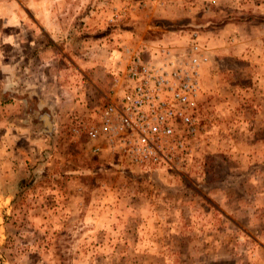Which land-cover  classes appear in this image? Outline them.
<instances>
[{
	"label": "rangeland",
	"instance_id": "rangeland-1",
	"mask_svg": "<svg viewBox=\"0 0 264 264\" xmlns=\"http://www.w3.org/2000/svg\"><path fill=\"white\" fill-rule=\"evenodd\" d=\"M153 46L206 58L183 158L134 166L69 135L123 49ZM8 89L56 132L7 143ZM0 107V264H264V0H0Z\"/></svg>",
	"mask_w": 264,
	"mask_h": 264
},
{
	"label": "built area",
	"instance_id": "built-area-1",
	"mask_svg": "<svg viewBox=\"0 0 264 264\" xmlns=\"http://www.w3.org/2000/svg\"><path fill=\"white\" fill-rule=\"evenodd\" d=\"M198 51L192 46L184 59L164 46L124 48L108 95L72 118L67 132L119 152L134 166L176 163L199 130V67L206 58Z\"/></svg>",
	"mask_w": 264,
	"mask_h": 264
},
{
	"label": "crops",
	"instance_id": "crops-1",
	"mask_svg": "<svg viewBox=\"0 0 264 264\" xmlns=\"http://www.w3.org/2000/svg\"><path fill=\"white\" fill-rule=\"evenodd\" d=\"M42 11V10H41ZM46 11V9H45ZM40 13V11H39ZM44 13V12H43ZM111 79L108 80V82H110ZM9 92L6 94H3V101L1 102V106H2V110H3V121H2V126L3 128L6 129V133L4 134V137L6 139L7 143H11L10 137H14L15 138H22V137H26L23 134L26 135V129L28 127V124H35L37 125V128L39 129V131L41 133H44L42 131L43 128V123H42V119L43 117H41L42 121L40 122L39 119V115H43L40 114L39 111H42L44 109V105L41 103V99L37 96H33L32 94L30 95H23L22 94L18 97L14 96L12 94V91H10V89H8ZM33 98V99H32ZM1 108V107H0ZM46 114V117L48 118V120L50 121V130H49V135L55 131V126L57 125L56 123V119L57 118L55 116V114L53 113V111L50 108V111L44 112ZM56 132V131H55ZM46 134V133H44ZM23 135V136H22ZM48 135V134H46ZM10 136V137H9ZM19 139V140H20ZM5 142V141H4ZM12 148H14L12 146ZM10 146H8V150L10 151V149L13 152ZM7 148L4 147V153ZM10 156V152H7V158H9ZM259 248V247H258ZM261 249V248H260Z\"/></svg>",
	"mask_w": 264,
	"mask_h": 264
},
{
	"label": "trees",
	"instance_id": "trees-1",
	"mask_svg": "<svg viewBox=\"0 0 264 264\" xmlns=\"http://www.w3.org/2000/svg\"><path fill=\"white\" fill-rule=\"evenodd\" d=\"M39 112H40V114H43V115H39V119H38L40 122L43 120L42 121V123H43L42 131L44 133H46V134H49L50 133L49 132V130H50V121L48 120L46 115H44V114H46V113H44V112H46V110H42V111H39ZM40 116L43 117V119Z\"/></svg>",
	"mask_w": 264,
	"mask_h": 264
}]
</instances>
